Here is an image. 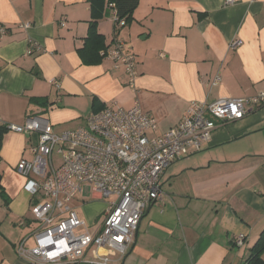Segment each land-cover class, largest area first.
<instances>
[{"label": "crops", "instance_id": "0c3cea01", "mask_svg": "<svg viewBox=\"0 0 264 264\" xmlns=\"http://www.w3.org/2000/svg\"><path fill=\"white\" fill-rule=\"evenodd\" d=\"M90 21L86 0H0V125L21 126L35 116L60 133L84 126L100 106L138 104L161 135L181 121L190 102L264 93V0H139L132 22L116 33L109 9L98 32L109 48L122 42L134 54L135 91L111 60L82 64L77 49ZM234 40L242 45L230 48ZM30 42L39 48L27 54ZM36 144L35 133L8 131L2 140L1 185L10 201L7 207L0 202V264H27L16 247L31 230V197L16 165L32 159ZM77 199L72 206L83 217L78 208L87 202ZM101 210L89 207L86 216L94 222ZM263 229L264 105L219 126L199 152L163 174L160 198L144 211L118 263L243 264Z\"/></svg>", "mask_w": 264, "mask_h": 264}, {"label": "built area", "instance_id": "2783aa9c", "mask_svg": "<svg viewBox=\"0 0 264 264\" xmlns=\"http://www.w3.org/2000/svg\"><path fill=\"white\" fill-rule=\"evenodd\" d=\"M114 22L125 25L115 14ZM4 33L0 25V36ZM241 45V40H234L230 48ZM29 46L27 54L39 48L31 42ZM105 58L123 69L126 86L135 91L139 73L130 49L115 42ZM262 105V92L210 104L190 102L181 121L161 135H155L157 121L138 104L128 110L105 107L91 113L84 126L60 133L38 117L9 126L15 133L37 135L32 159L16 165L27 179L25 189L32 202L31 230L16 247L17 258L27 264H81L90 256V264H119L134 243L144 211L160 198L163 174L199 152L219 126L242 120ZM54 155L59 158L57 165ZM85 188L92 198L106 203L99 221L87 223L72 206ZM235 244L241 246L243 237H236ZM107 250L117 258L110 259Z\"/></svg>", "mask_w": 264, "mask_h": 264}, {"label": "trees", "instance_id": "16d2710c", "mask_svg": "<svg viewBox=\"0 0 264 264\" xmlns=\"http://www.w3.org/2000/svg\"><path fill=\"white\" fill-rule=\"evenodd\" d=\"M86 2L90 8L91 21L88 26L87 34L83 40V45L77 49V53L82 64L94 66L102 63L110 47L106 45L104 36L98 32V21L106 16L109 9H112L117 21L123 20L125 24L131 23L133 20V12L137 8L139 0H86ZM117 27V22H114V33L119 31ZM31 103L39 107L49 105L46 99H32ZM104 108L105 107L100 106L98 109L94 110L93 113H97ZM8 131H10L8 125H0V150L3 137ZM0 200L3 202L4 207H7L10 201L1 185V175ZM243 264H264V229L260 232L252 247L248 250V255Z\"/></svg>", "mask_w": 264, "mask_h": 264}, {"label": "rangeland", "instance_id": "374dc122", "mask_svg": "<svg viewBox=\"0 0 264 264\" xmlns=\"http://www.w3.org/2000/svg\"><path fill=\"white\" fill-rule=\"evenodd\" d=\"M196 155H198V154H196ZM194 156H195V155H194ZM192 157H193V156H192ZM53 158H54L55 162H58V160H59L58 157H56V156L54 155ZM88 196H90V194H89V189L86 188V189L84 190V192L82 193V195H79V196L77 197L78 199L76 198V199L78 200V202L81 203V204L87 202V203H85L86 205H83L82 207L78 208V211H80V212L82 213V215H83L82 218H83L87 223H90L92 218H89L88 216H86V213H87L89 207H91V209H95V210H98L99 208L101 209V207H102V210H101V212L99 213V215H97V216L94 218L96 221H99V220L101 219V217H102V214H103L105 208H106V203H105L104 200L99 201L98 199H92V201L89 199V200L86 201L87 198H85V197H88ZM82 200H84L85 202H83ZM0 202L3 204V202H2L1 200H0ZM31 205H32V202H30V205H29V213H30V210H31ZM3 207H4V206H3Z\"/></svg>", "mask_w": 264, "mask_h": 264}]
</instances>
